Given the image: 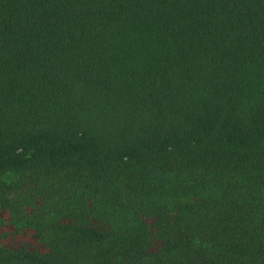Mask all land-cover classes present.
I'll list each match as a JSON object with an SVG mask.
<instances>
[{"label": "trees", "instance_id": "1", "mask_svg": "<svg viewBox=\"0 0 264 264\" xmlns=\"http://www.w3.org/2000/svg\"><path fill=\"white\" fill-rule=\"evenodd\" d=\"M0 264H264V0H0Z\"/></svg>", "mask_w": 264, "mask_h": 264}]
</instances>
